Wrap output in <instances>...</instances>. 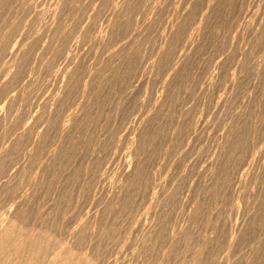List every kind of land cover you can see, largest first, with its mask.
<instances>
[{"label":"rangeland","instance_id":"1","mask_svg":"<svg viewBox=\"0 0 264 264\" xmlns=\"http://www.w3.org/2000/svg\"><path fill=\"white\" fill-rule=\"evenodd\" d=\"M3 224L0 264H264V0H0Z\"/></svg>","mask_w":264,"mask_h":264},{"label":"bare ground","instance_id":"2","mask_svg":"<svg viewBox=\"0 0 264 264\" xmlns=\"http://www.w3.org/2000/svg\"><path fill=\"white\" fill-rule=\"evenodd\" d=\"M11 219H12V218H11ZM9 221H10V220H9ZM9 221H8V222H9ZM6 222H7V221H6ZM10 224H11V223H10ZM10 226H12V225H10ZM13 226H14V225H13ZM5 227H7L6 224H5V225L3 224L2 226H0V233H1V234L4 233V229H5ZM14 227H15V226H14ZM6 229H8V228H6ZM5 231H6V230H5ZM6 232H7V231H6ZM6 232H5V233H6ZM1 234H0V236H1ZM6 234H7V233H6ZM23 237H24V236H23ZM3 238H4V237H3ZM0 239H1V238H0ZM22 247H23V246H22ZM22 247H21V249H22ZM24 248H25V247H24ZM5 249H6V248H5ZM33 250H34V248L32 249V251H33ZM25 251H26V250H25ZM37 251H38V250H37ZM23 253H24V252H23ZM30 253H32L31 250H30V249L27 250V255L30 254ZM4 254H5V253H4ZM25 254H26V252H25ZM21 257H22V256H21ZM23 261H24V260H23ZM31 264H32V263H31Z\"/></svg>","mask_w":264,"mask_h":264}]
</instances>
